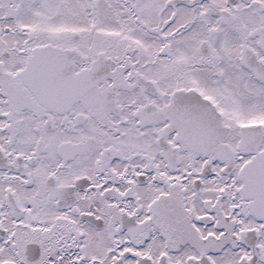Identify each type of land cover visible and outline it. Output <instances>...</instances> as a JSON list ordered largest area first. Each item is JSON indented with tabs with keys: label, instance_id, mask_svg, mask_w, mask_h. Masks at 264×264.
<instances>
[{
	"label": "snow or ice",
	"instance_id": "obj_1",
	"mask_svg": "<svg viewBox=\"0 0 264 264\" xmlns=\"http://www.w3.org/2000/svg\"><path fill=\"white\" fill-rule=\"evenodd\" d=\"M0 264H264V0H0Z\"/></svg>",
	"mask_w": 264,
	"mask_h": 264
}]
</instances>
